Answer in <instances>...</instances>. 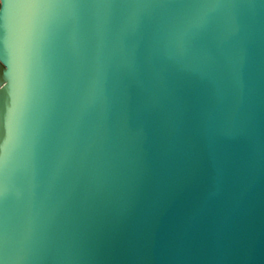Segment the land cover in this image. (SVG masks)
Segmentation results:
<instances>
[{"label": "water", "instance_id": "95a60500", "mask_svg": "<svg viewBox=\"0 0 264 264\" xmlns=\"http://www.w3.org/2000/svg\"><path fill=\"white\" fill-rule=\"evenodd\" d=\"M0 264H264V0H2Z\"/></svg>", "mask_w": 264, "mask_h": 264}, {"label": "snow or ice", "instance_id": "6c2138e0", "mask_svg": "<svg viewBox=\"0 0 264 264\" xmlns=\"http://www.w3.org/2000/svg\"><path fill=\"white\" fill-rule=\"evenodd\" d=\"M0 5H2V0H0Z\"/></svg>", "mask_w": 264, "mask_h": 264}]
</instances>
